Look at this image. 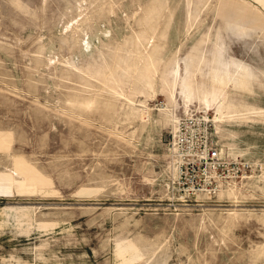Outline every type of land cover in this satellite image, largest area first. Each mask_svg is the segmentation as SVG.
Wrapping results in <instances>:
<instances>
[{
	"label": "rangeland",
	"instance_id": "374dc122",
	"mask_svg": "<svg viewBox=\"0 0 264 264\" xmlns=\"http://www.w3.org/2000/svg\"><path fill=\"white\" fill-rule=\"evenodd\" d=\"M192 110L216 193L168 156ZM0 264H264V0H0Z\"/></svg>",
	"mask_w": 264,
	"mask_h": 264
},
{
	"label": "built area",
	"instance_id": "2783aa9c",
	"mask_svg": "<svg viewBox=\"0 0 264 264\" xmlns=\"http://www.w3.org/2000/svg\"><path fill=\"white\" fill-rule=\"evenodd\" d=\"M211 130L210 114L192 110L176 119L167 140V152L177 173V184L189 195L216 193L231 163L212 139Z\"/></svg>",
	"mask_w": 264,
	"mask_h": 264
}]
</instances>
